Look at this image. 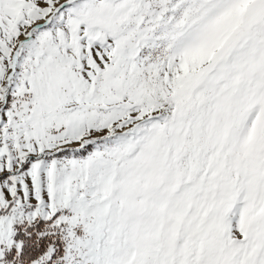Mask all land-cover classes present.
<instances>
[{"label": "snow or ice", "instance_id": "obj_1", "mask_svg": "<svg viewBox=\"0 0 264 264\" xmlns=\"http://www.w3.org/2000/svg\"><path fill=\"white\" fill-rule=\"evenodd\" d=\"M0 264H264V0H0Z\"/></svg>", "mask_w": 264, "mask_h": 264}]
</instances>
